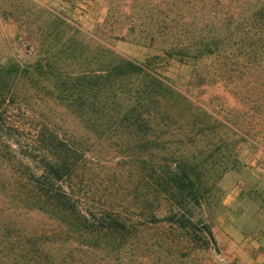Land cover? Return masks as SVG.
Instances as JSON below:
<instances>
[{"label": "rangeland", "instance_id": "obj_1", "mask_svg": "<svg viewBox=\"0 0 264 264\" xmlns=\"http://www.w3.org/2000/svg\"><path fill=\"white\" fill-rule=\"evenodd\" d=\"M237 2L0 0V85L10 101L9 115L24 130L35 133L40 125L51 126L78 143L81 161L71 182L83 209L124 223L123 240L111 242L109 250L81 249L55 219L34 210H14L17 202L0 183V264H15L22 249L33 257L35 247L28 245L33 243L54 256L78 247L82 252L68 257L77 264H264V98L252 103L239 99L232 85L212 72L211 60L164 59L147 45L136 44L127 23L112 16L117 7L123 12L136 5L207 9ZM204 10L202 15L194 10L185 15L193 24L189 31L206 33L204 25L213 26ZM68 38L84 39L85 53L92 56L112 50L143 63L157 55L162 58L159 71L190 100L191 108L187 113L179 106L165 111L146 133L97 119L68 100L32 89L26 68L45 65ZM99 40L105 50L96 48ZM76 62L63 55L56 63L72 70ZM201 110L211 114L201 118L207 123L202 133L197 131L201 124L189 126ZM165 165L173 173L188 170L189 194L180 198L154 193L146 185ZM9 203L11 208L5 209Z\"/></svg>", "mask_w": 264, "mask_h": 264}, {"label": "trees", "instance_id": "obj_2", "mask_svg": "<svg viewBox=\"0 0 264 264\" xmlns=\"http://www.w3.org/2000/svg\"><path fill=\"white\" fill-rule=\"evenodd\" d=\"M207 9L213 26L204 25L206 33L189 31L193 24L185 15L190 10L202 15L200 12ZM207 9L200 5L194 8L136 5L126 12L117 7L112 16L127 23V33L136 44L147 45V49L163 54L164 59L211 60L215 62L212 72L218 79L228 81L239 99L252 103L264 98V0H240ZM182 39L189 41L184 43ZM60 46L45 65L36 63L24 71L32 89L68 100L70 105L83 108L97 119L114 120L117 126L146 133L152 121L167 110L179 106L181 113H187L191 108L190 100L159 71L162 58L157 55L137 63L112 50H107L108 54L88 55L84 39L68 38ZM96 46L99 51L106 49L100 40ZM63 55L68 62L77 59L74 69H62L56 63ZM4 87L0 85V183L1 189L17 202L14 210H34L55 219L63 226L62 233L81 249L107 251L111 242L122 241L123 221L110 214L99 215L83 209L75 192L71 179L77 177L81 161L79 144L51 126L40 125L35 133L26 127L30 131L26 136V130L9 115L10 101L6 102ZM132 100L136 106H130ZM206 115L211 114L201 110L190 128L201 124L197 131L207 130V123L201 121ZM151 128L157 132L158 126ZM164 167L152 173L146 185L154 193L178 197L189 194L187 189L192 181L188 170L173 173ZM8 208L10 203L5 209ZM28 245L35 247L33 257L28 249H22L15 264H77L68 262V257L82 252L71 247L66 255L54 256L46 249L38 251L35 243Z\"/></svg>", "mask_w": 264, "mask_h": 264}]
</instances>
